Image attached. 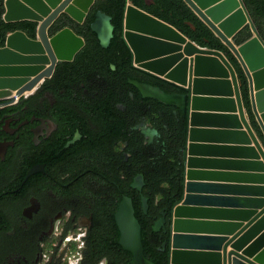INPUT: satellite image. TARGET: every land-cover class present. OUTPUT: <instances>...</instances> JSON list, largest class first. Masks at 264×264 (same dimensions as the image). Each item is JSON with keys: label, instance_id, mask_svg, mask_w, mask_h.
I'll return each mask as SVG.
<instances>
[{"label": "water", "instance_id": "water-1", "mask_svg": "<svg viewBox=\"0 0 264 264\" xmlns=\"http://www.w3.org/2000/svg\"><path fill=\"white\" fill-rule=\"evenodd\" d=\"M94 1L4 0L5 22L28 20L36 28L34 38L12 31L0 46V100L30 94L51 77L58 62L74 58L84 38L69 26L53 34L49 30L63 15L82 24ZM183 1L239 62L264 138V39L244 1ZM247 25L250 37L237 44L234 37ZM90 28L107 47L114 30L111 17L97 11ZM121 37L134 68L179 91L130 82L143 97L175 107L186 119L181 194L152 226L154 232L163 229L167 234L160 246L167 264H264V146L248 121L233 65L220 50L198 45L131 0L124 7ZM144 184L138 173L130 186L141 192ZM141 208L147 212L145 196ZM114 217L118 244L131 253V264H154L144 255L130 196L121 198ZM229 244L232 250L227 252Z\"/></svg>", "mask_w": 264, "mask_h": 264}, {"label": "flooded vegetation", "instance_id": "flooded-vegetation-1", "mask_svg": "<svg viewBox=\"0 0 264 264\" xmlns=\"http://www.w3.org/2000/svg\"><path fill=\"white\" fill-rule=\"evenodd\" d=\"M111 42L98 41L121 55ZM108 59L58 62L30 94L0 100V264H115L117 170L160 134Z\"/></svg>", "mask_w": 264, "mask_h": 264}, {"label": "trees", "instance_id": "trees-1", "mask_svg": "<svg viewBox=\"0 0 264 264\" xmlns=\"http://www.w3.org/2000/svg\"><path fill=\"white\" fill-rule=\"evenodd\" d=\"M131 1L135 6L170 23L198 45L217 49L224 53L236 70L250 123L264 144V138L251 112L246 76L235 56L221 40L193 13L183 0H153L150 5H145L143 0ZM243 1L264 39V0ZM3 2L4 0H0V46L4 45L6 35L15 30H22L29 37L34 38L36 22L28 20L5 22L2 18L4 12ZM126 3L127 0H95L82 24L74 22L65 15L62 16L60 22L50 28L49 33L53 34L62 27L69 26L85 40L84 47L76 54L74 60L62 63L66 65H89L94 62V57L106 55L109 57L108 69L112 70L111 64L114 65L115 73L123 74L126 81L127 78L137 80L160 87L167 93L176 90V87L161 78L154 77L131 66L130 52L121 37ZM97 11H102L111 17L114 30L111 39L113 42L110 45L123 48L121 55L115 52L105 53L99 46L97 35L90 28ZM188 23H191L194 28ZM250 35L249 26H244L234 37L235 42L239 44L249 38ZM137 100L146 102L148 121L158 130L160 137L147 146L145 156H142L141 144H133L130 159L131 170H117L116 183L123 192L117 197L116 208L123 194L131 197L135 216L141 226V239L145 257L154 264H167L166 252L160 249L167 234L162 231V238L159 237V234L153 231L152 226L161 217V211L169 210L181 194L183 170L181 151L185 144L186 119L180 114L179 110L176 114L174 113L175 107L165 105L156 99H145L141 94H138L134 98V101ZM138 173L143 174L145 182L141 192L130 186ZM141 196L147 198L148 209L146 213L141 208ZM112 223L114 222L112 221ZM115 243L117 247L115 264H131L132 255L130 252L123 250L118 244V233Z\"/></svg>", "mask_w": 264, "mask_h": 264}, {"label": "crops", "instance_id": "crops-1", "mask_svg": "<svg viewBox=\"0 0 264 264\" xmlns=\"http://www.w3.org/2000/svg\"><path fill=\"white\" fill-rule=\"evenodd\" d=\"M246 113H247V111H246ZM247 118H248V121L250 122V119H249V116H248V113H247ZM253 130H254V128H253ZM255 131V130H254ZM255 133H256V135L258 136V134H257V132L255 131ZM258 138L260 139V137L258 136ZM260 141H261V139H260ZM216 142H218V141H216ZM220 142H223V141H220ZM262 142V141H261ZM263 144V143H262ZM263 146H264V144H263ZM226 171H228V170H226ZM226 171H223V172H226ZM245 223V222H244ZM229 236H231V235H227V237H229ZM206 248H210L209 246L207 247L206 246ZM232 250V248H231V245L229 244L228 246H227V248H226V251L227 252H229V251H231ZM202 264H211L210 262H207V261H204V263H202Z\"/></svg>", "mask_w": 264, "mask_h": 264}]
</instances>
